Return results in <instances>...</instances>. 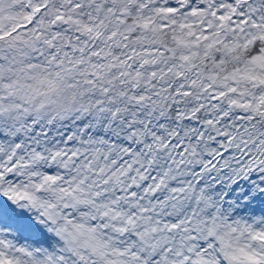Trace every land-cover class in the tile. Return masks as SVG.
<instances>
[{
  "label": "snow or ice",
  "instance_id": "1",
  "mask_svg": "<svg viewBox=\"0 0 264 264\" xmlns=\"http://www.w3.org/2000/svg\"><path fill=\"white\" fill-rule=\"evenodd\" d=\"M0 264H264V0H0Z\"/></svg>",
  "mask_w": 264,
  "mask_h": 264
}]
</instances>
